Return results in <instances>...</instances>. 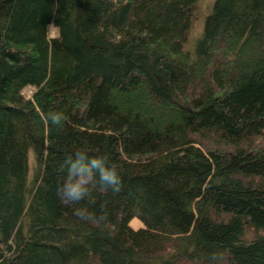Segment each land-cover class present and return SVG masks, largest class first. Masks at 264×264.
Segmentation results:
<instances>
[{
	"label": "trees",
	"instance_id": "obj_1",
	"mask_svg": "<svg viewBox=\"0 0 264 264\" xmlns=\"http://www.w3.org/2000/svg\"><path fill=\"white\" fill-rule=\"evenodd\" d=\"M197 1L0 0V264H264V0Z\"/></svg>",
	"mask_w": 264,
	"mask_h": 264
},
{
	"label": "rangeland",
	"instance_id": "obj_2",
	"mask_svg": "<svg viewBox=\"0 0 264 264\" xmlns=\"http://www.w3.org/2000/svg\"><path fill=\"white\" fill-rule=\"evenodd\" d=\"M214 0H198L192 7H191V16H192V26L190 28L189 34L187 36L186 41V48L189 50H193L195 47V42L199 39V37L203 33V25H204V19L206 15L211 11ZM50 33L51 35L57 34V28L52 24L50 26ZM25 94L27 96H30L33 92V88L29 87L24 90ZM30 164L34 165V156L31 151L30 153ZM32 167H31V174H32ZM131 226L138 228L140 226H143V222L140 218L134 217L131 222Z\"/></svg>",
	"mask_w": 264,
	"mask_h": 264
}]
</instances>
